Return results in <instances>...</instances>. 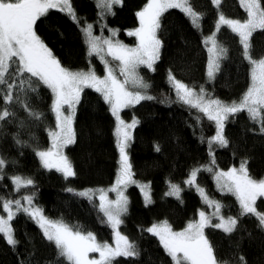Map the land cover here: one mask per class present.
<instances>
[{
	"label": "trees",
	"instance_id": "trees-1",
	"mask_svg": "<svg viewBox=\"0 0 264 264\" xmlns=\"http://www.w3.org/2000/svg\"><path fill=\"white\" fill-rule=\"evenodd\" d=\"M191 2L198 12L203 13L200 28L194 27L190 18L179 9L165 12L157 33L162 47L160 58L154 65L155 71L144 66L138 70L150 87L147 90L131 89L129 85L133 91L139 90L154 97L122 110L125 121H138L127 152L133 179L149 184L152 200L146 203L136 184L128 186V211L122 217L120 228L135 245L138 256L119 257L114 264H173L159 238L147 229L166 221L174 230H181L197 220L201 211L211 213L213 207L205 202L196 187L186 183L193 170L206 166H211L213 172L199 171L196 185L204 189L209 199L221 203L220 212L224 217L237 219L231 233L216 227L204 229L215 255L227 264H264V228L258 226L255 217L241 215L236 198L220 191L214 176L217 171L239 168L246 160L249 174L256 179L264 178V134L260 132V125L254 123L246 111L230 115L224 121L228 145L212 144L213 154L210 155L208 141L216 134L215 122L180 102L169 81L171 71L177 80L196 92L203 87L207 98L225 103L239 102L250 85L251 65L244 57L239 38L227 25H221L217 32L216 24L221 13L226 18L241 21L247 14L240 0H221L218 8L212 0ZM71 3L79 18V26L67 14L50 10L46 17L37 21V35L62 66L73 71L93 69L103 77L105 66L100 56L89 54L87 37L81 28L92 24V34L101 40L111 39L134 47L136 37L128 32L139 27L136 13L148 0H123L122 6H113L114 15L106 14L103 19L95 0H71ZM261 4L264 6V0ZM212 35L217 41V49L224 48L227 53L217 61L219 70L215 71V78L209 79V43L204 41ZM250 43L251 56L264 58V30H256ZM52 101L50 90L44 87L40 88L38 95L28 93V103L43 114L42 118L33 120L23 107L15 105L12 107L16 116L0 127V157L7 162L3 179H0V197L15 200L23 195H33L34 204L47 217L62 219L85 233H93L98 241L112 244L114 232L102 220L98 198L79 196L66 189L71 187L76 192L100 190L115 183L119 171L115 117L99 93L84 89L74 117L76 141L66 148L76 176L65 179L56 170L43 168L34 151L47 150L51 146L48 133L56 123L51 111ZM15 176L30 178L34 185L18 192L12 180ZM170 184L182 189L179 198L167 195ZM257 206L264 211V204L259 200ZM213 222L217 220L213 219ZM11 223L19 243L13 247L0 236V264H57L54 245L43 237L34 221L18 214Z\"/></svg>",
	"mask_w": 264,
	"mask_h": 264
},
{
	"label": "snow or ice",
	"instance_id": "snow-or-ice-1",
	"mask_svg": "<svg viewBox=\"0 0 264 264\" xmlns=\"http://www.w3.org/2000/svg\"><path fill=\"white\" fill-rule=\"evenodd\" d=\"M212 3L218 8L221 0H212ZM95 4L100 9V18L103 19L106 14L114 15L113 6H122L123 0H95ZM240 5L247 14L243 22L226 18L221 13L216 24L217 32L221 25H227L239 38L244 57L251 65L250 85L239 102L225 103L219 99H206L207 93L203 87L196 92L169 72V81L177 99L215 122L216 134L208 141L210 155L213 154V143L221 147L228 145L224 136V121L230 115L246 111L249 118L260 125V132L264 134V58L255 59L249 51L252 47L250 39L253 33L258 29L264 30V6L261 0H240ZM169 9H179L190 18L194 27L200 28L203 13L194 8L191 0H148L143 9L136 13L139 27L128 32V35L135 36L139 41L136 47H128L119 41L114 43L111 39L101 40L92 34V24H86L81 28L87 37L89 54L100 56L105 66L107 75L101 78L93 69L73 71L62 66L35 30L37 21L46 17L50 10L67 14L79 26L80 21L71 0H0V127L5 122H11L16 116L12 107L15 105L23 107L31 119L40 120L43 114L31 108L28 93L38 95L41 87L50 90L53 97L51 111L55 114L56 120L55 128L48 133L51 147L47 150L34 151L43 168L49 171L55 169L65 179L75 177L76 172L63 149L76 141L73 124L81 94L86 88L93 89L109 105L111 114L115 117L114 136L119 150V171L115 183L108 190H99L98 208L103 214V222L114 232L112 244L98 241L93 233H85L79 227L70 226L62 219L47 217L43 210L34 204L33 195H23L15 200L0 197V236L8 245L15 247L19 243L14 236L11 222L18 214H24L34 221L42 231L43 237L54 245L57 264H114L119 257L138 256L135 245L120 232L119 226L123 223L122 217L128 211L129 201L125 195L127 187L136 184L144 193L146 202L150 203V186L140 185L133 179L132 164L126 151L132 140V130L138 121L126 123L120 113L142 100L154 99L146 92L131 89L147 90L150 87L138 70L144 66L155 71L154 65L160 58L162 47V41L157 35L161 27L160 18ZM112 35H116L115 30L112 31ZM204 42L212 45L209 48L213 57L209 60L208 77L214 79L215 71L219 70L217 61L226 55L227 50L224 48L217 50L214 36H209ZM101 53L119 62V75L123 80L117 77L114 68L109 66V62L100 55ZM17 143L20 141L17 140ZM156 150L159 151V147ZM6 163V160L0 157V179H3V168ZM212 163L214 164V159ZM201 170L213 172L211 166L195 169L186 183L196 187L205 202L215 209L214 216L219 222L213 225L212 217L201 211L199 220L190 222L182 231H174L166 221L147 229L159 238L173 264H227V261H221L215 255L204 229L216 227L231 233L235 230L237 219L221 215V203L209 199L204 189L196 185L197 173ZM214 176L219 190L236 198L241 215L255 217L258 226L264 228V211L259 210L257 206L258 200L264 204V178L256 179L250 175L246 160L241 162L239 168L233 167L228 171L216 172ZM12 180L18 192L22 188L34 185L30 178L15 176ZM66 190L83 197L95 195L92 190L76 192L71 187ZM108 191L115 192L116 198L109 199ZM181 191L179 185L170 184L167 195L179 198ZM90 253H98L99 258H90Z\"/></svg>",
	"mask_w": 264,
	"mask_h": 264
},
{
	"label": "rangeland",
	"instance_id": "rangeland-1",
	"mask_svg": "<svg viewBox=\"0 0 264 264\" xmlns=\"http://www.w3.org/2000/svg\"><path fill=\"white\" fill-rule=\"evenodd\" d=\"M243 22V21H242ZM212 36H214V35H212ZM136 40H137V38H136ZM115 43V42H114ZM138 43H139V41L137 40V44L134 46V47H136V46H138ZM211 43H209V47H208V49L209 48H211ZM129 47V46H128ZM105 49H106V46H105ZM218 50V49H217ZM102 55L104 54V57H106V59L105 60H107L108 62H109V66H111V67H113L114 68V70H115V74L117 75V77L119 78V79H121V80H123V77L122 76H120L119 75V68H118V65H119V62L118 61H114V60H112V57L111 56H108V55H105V53H101ZM209 54H210V57H209V60H210V58H212L213 57V53H210L209 52ZM105 75H107V72H105ZM104 75V76H105ZM103 76V77H104ZM103 77H101V78H103ZM206 99H207V97H206ZM120 115H121V118L123 119V117H122V111H121V113H120ZM126 123H131V122H127V121H125ZM133 131V130H132ZM51 139V138H50ZM213 144H217V143H213ZM69 146V145H68ZM67 146V147H68ZM51 147V146H50ZM67 147H65L64 149H63V151H64V154L66 155V148ZM49 149V148H48ZM128 150V148L126 149V151ZM128 153V152H127ZM67 156V155H66ZM55 170V169H54ZM217 172H220V171H217ZM216 181V180H215ZM138 184H140V185H149V184H147V183H138ZM217 184V183H216ZM114 185V184H113ZM112 185V186H113ZM131 185V184H130ZM111 186V187H112ZM218 186V185H217ZM111 187H109V188H107V189H104V190H108V189H110ZM128 188V187H127ZM139 189H140V187H139ZM88 190H92V193H94L95 195H90L89 197H96V198H98V200H99V190H95V189H84V190H82V191H88ZM127 191V190H126ZM125 191V195L128 197V195H127V192ZM140 191H141V189H140ZM149 193H150V197H151V190H150V188H149ZM141 194H142V196H143V198H144V200H145V197H144V193L141 191ZM107 195H108V198L109 199H115L116 198V193L115 192H111V191H108L107 192ZM204 199V198H203ZM151 200H152V198H151ZM145 202H146V200H145ZM146 203H149V202H146ZM207 216H209V217H212V224L214 225V224H216V223H218L219 221L215 218V216H214V214H215V209L213 208L212 209V211H211V213H209V214H207V213H205ZM220 214H221V212H220ZM6 215V214H5ZM222 215V214H221ZM226 218V217H225ZM213 219H216L217 220V222H213ZM199 220V216H198V218H197V220H195V221H198ZM194 221V222H195ZM121 225L119 226V230H120V232H121ZM152 227V226H151ZM187 227V226H186ZM185 227V228H186ZM150 228V227H149ZM184 228V229H185ZM173 229V228H172ZM184 229H181V230H174V231H182V230H184ZM122 233V232H121ZM89 257L90 258H99V254L98 253H90L89 254Z\"/></svg>",
	"mask_w": 264,
	"mask_h": 264
}]
</instances>
